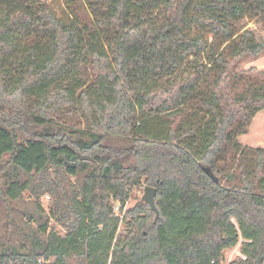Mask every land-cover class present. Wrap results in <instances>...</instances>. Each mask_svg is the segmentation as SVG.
I'll return each instance as SVG.
<instances>
[{"label": "trees", "instance_id": "obj_1", "mask_svg": "<svg viewBox=\"0 0 264 264\" xmlns=\"http://www.w3.org/2000/svg\"><path fill=\"white\" fill-rule=\"evenodd\" d=\"M264 0H0V160L7 190L53 198L65 230L0 264H264ZM129 141L116 148L109 139ZM75 179V181H73ZM155 187L149 205L123 211ZM121 226L125 227L120 235Z\"/></svg>", "mask_w": 264, "mask_h": 264}, {"label": "rangeland", "instance_id": "obj_2", "mask_svg": "<svg viewBox=\"0 0 264 264\" xmlns=\"http://www.w3.org/2000/svg\"><path fill=\"white\" fill-rule=\"evenodd\" d=\"M243 25L255 31L258 40L264 39V25L260 22L246 20ZM264 71V52L257 56H245L233 67L234 72H243L250 69ZM240 142L244 146L264 149V111L260 112L252 122L249 133ZM108 145L116 148H124L130 145L129 141L122 139H109ZM27 176L16 171L9 165V157L0 160V251L32 252L34 244L41 239L47 238L51 230H55L61 236H65V230L51 217L53 198L45 194L37 199L32 193L26 191L18 200H11L7 195V190L13 182L23 183L27 181ZM75 181V179H73ZM146 184L138 187L131 194L123 211L118 204L115 207L116 215L124 216L128 209L147 205L143 200ZM48 227V234L42 233L43 228ZM124 226H121L119 233L123 234ZM242 241L234 248L223 252L221 264H231L238 258H243L241 253ZM53 261L51 260V263Z\"/></svg>", "mask_w": 264, "mask_h": 264}, {"label": "water", "instance_id": "obj_3", "mask_svg": "<svg viewBox=\"0 0 264 264\" xmlns=\"http://www.w3.org/2000/svg\"><path fill=\"white\" fill-rule=\"evenodd\" d=\"M156 194H157V189L155 187L152 186H146L145 190H144V196L142 198V200L150 206V208L152 209L153 212L156 213V216L159 217L160 216V212L156 206V202H155V198H156Z\"/></svg>", "mask_w": 264, "mask_h": 264}, {"label": "built area", "instance_id": "obj_4", "mask_svg": "<svg viewBox=\"0 0 264 264\" xmlns=\"http://www.w3.org/2000/svg\"><path fill=\"white\" fill-rule=\"evenodd\" d=\"M245 258V257H243ZM38 264H51V261L50 260H46L44 258H41L38 260Z\"/></svg>", "mask_w": 264, "mask_h": 264}, {"label": "crops", "instance_id": "obj_5", "mask_svg": "<svg viewBox=\"0 0 264 264\" xmlns=\"http://www.w3.org/2000/svg\"><path fill=\"white\" fill-rule=\"evenodd\" d=\"M242 138V137H241Z\"/></svg>", "mask_w": 264, "mask_h": 264}]
</instances>
